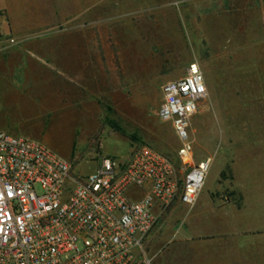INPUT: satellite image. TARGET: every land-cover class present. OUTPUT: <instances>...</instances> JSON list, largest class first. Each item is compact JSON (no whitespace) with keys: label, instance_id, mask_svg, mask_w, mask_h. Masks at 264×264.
<instances>
[{"label":"crops","instance_id":"1","mask_svg":"<svg viewBox=\"0 0 264 264\" xmlns=\"http://www.w3.org/2000/svg\"><path fill=\"white\" fill-rule=\"evenodd\" d=\"M94 1L0 0V130L36 140L64 159L72 156L77 130L91 135L89 122L100 109L92 100L95 52L87 33ZM140 8L141 2L124 4L122 15ZM145 8L167 24L185 18L169 0ZM197 18L201 52H224L229 42V52L256 62L246 63L252 78L264 74V0H199ZM133 30L119 52L141 50ZM9 36L15 43L6 45ZM252 78L245 101L236 83L230 104L245 103L247 120L264 121V75L260 82ZM233 133L245 139L215 141L200 151L198 160L212 157L203 187L192 206L175 201L151 232L145 243L150 264H264V127ZM143 194L135 189L129 197Z\"/></svg>","mask_w":264,"mask_h":264},{"label":"built area","instance_id":"2","mask_svg":"<svg viewBox=\"0 0 264 264\" xmlns=\"http://www.w3.org/2000/svg\"><path fill=\"white\" fill-rule=\"evenodd\" d=\"M13 43L9 36L6 45ZM160 92L156 114L179 142L180 171L139 143L125 158L102 155L93 171L79 173L46 145L0 130V264H150L149 235L175 201L195 203L212 162L195 161L190 136L207 97L198 62ZM135 189L142 197H129Z\"/></svg>","mask_w":264,"mask_h":264},{"label":"rangeland","instance_id":"3","mask_svg":"<svg viewBox=\"0 0 264 264\" xmlns=\"http://www.w3.org/2000/svg\"><path fill=\"white\" fill-rule=\"evenodd\" d=\"M154 1L161 0L94 1L93 20L87 33L92 36L95 52L92 100L100 103V109L89 122L93 131L88 138L77 130L72 156L67 158L75 172L93 171L95 161L97 164L102 155L125 158L139 143L172 158L180 171L176 162L179 142L170 123L160 121L156 113L164 77H182L192 60L200 63L207 87L202 108L191 119L190 136L196 160L200 158V151L215 141L217 145L221 141L228 145L230 140L245 139L232 136L239 129L264 127L262 120L246 119L245 103L230 104V97L236 94V83L238 97L245 101L246 84L252 78L246 63H256L254 59L246 58L244 52H241L243 55L229 52V42H225L224 52H201L199 0H169L181 7L180 12L185 17L183 22L173 20L169 24L156 20L150 15L151 10L145 8ZM134 2H141L142 8L124 17L123 5L132 6ZM127 11L133 9L126 8ZM68 27L69 23L63 24V28ZM133 27L140 35L141 50L119 52L127 34L134 33ZM262 75L259 73L252 79L260 82ZM257 110L261 113V106ZM12 126L9 120V127ZM178 177H182L180 172Z\"/></svg>","mask_w":264,"mask_h":264}]
</instances>
